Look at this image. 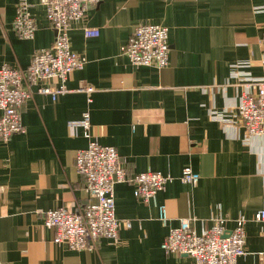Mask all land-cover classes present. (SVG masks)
I'll list each match as a JSON object with an SVG mask.
<instances>
[{
  "label": "crops",
  "instance_id": "0c3cea01",
  "mask_svg": "<svg viewBox=\"0 0 264 264\" xmlns=\"http://www.w3.org/2000/svg\"><path fill=\"white\" fill-rule=\"evenodd\" d=\"M28 2L37 28L23 39L13 28L17 0H0V67L24 69L35 50L52 46L46 10ZM139 23L168 27L166 66L132 65L122 53ZM86 27L99 35L85 36ZM68 36L84 67L54 101L33 87L20 111L23 131L0 139V264H194L160 243L182 218L199 233L216 216L227 229L244 220L237 264H264V223L255 220L264 208V134L247 139L236 110L246 78L264 77V0H102L70 23ZM88 85L91 101L78 90ZM83 111L129 178L152 170L174 179L148 202L133 195L132 182L116 183L118 239L74 251L54 243L44 212L79 210L90 199L74 163L87 141L69 125ZM185 167L199 174L196 185L180 181Z\"/></svg>",
  "mask_w": 264,
  "mask_h": 264
},
{
  "label": "built area",
  "instance_id": "2783aa9c",
  "mask_svg": "<svg viewBox=\"0 0 264 264\" xmlns=\"http://www.w3.org/2000/svg\"><path fill=\"white\" fill-rule=\"evenodd\" d=\"M102 0H39L46 10V20L54 30L52 46L35 50L26 68H12L7 64L0 67V139L8 140L23 131L21 107L35 92L50 96L54 101L68 90L67 77L73 70L82 69L85 58L73 51L69 43L70 23L83 18L87 9ZM13 28L17 36L31 39L36 25L28 0H17ZM169 29L162 24L139 23L129 36L121 51L132 65H153L164 67L168 64ZM85 36L96 37L97 29L86 27ZM57 78V86L45 82ZM78 90L88 95L94 90L91 85ZM237 114L246 129V138L255 139L264 134V77L246 78L243 92L237 103ZM70 127L82 129L86 147L77 150L74 156L75 168L85 180L89 201L79 210L70 211L64 207L51 208L44 212V225L54 233V243H63L68 249L92 248L100 238L117 240L120 222L115 214L114 186L130 181L134 185L133 195L148 202L167 183L173 181L170 174L144 170L131 178L122 165L117 149L113 145L100 144L92 133L90 114L83 111L81 118L71 120ZM183 183L196 185L199 174L189 167L182 169L178 176ZM160 219H167L164 205H159ZM208 229L197 232L191 226L190 218H182L177 227L170 228L160 243L166 254H184L194 264H237V258L244 255V220L233 229L225 228L221 216L211 218ZM255 220L264 223V208L255 214ZM129 226V222L126 223ZM264 226V225H263Z\"/></svg>",
  "mask_w": 264,
  "mask_h": 264
}]
</instances>
